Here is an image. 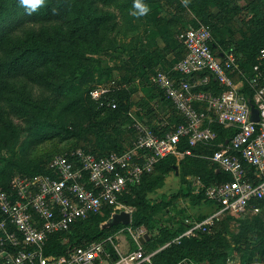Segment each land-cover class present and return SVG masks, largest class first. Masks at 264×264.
<instances>
[{
  "label": "rangeland",
  "instance_id": "rangeland-1",
  "mask_svg": "<svg viewBox=\"0 0 264 264\" xmlns=\"http://www.w3.org/2000/svg\"><path fill=\"white\" fill-rule=\"evenodd\" d=\"M250 1L139 0L149 8L140 15L136 0H42L35 10L21 0H0V184L77 147H127L136 120L172 126L175 108L160 99L157 70L177 61L192 27L210 23L224 37L250 39ZM31 44L42 52L14 63L20 47ZM234 78L248 87L241 72ZM97 86L109 88L116 110L90 98ZM207 156L178 155L176 168L169 163L153 168L112 208L130 212V223L107 225L110 215H104L77 228L81 240L74 246L100 243L99 264H155L154 255L179 243L170 241L164 226L176 228L217 209L194 183L197 173L216 169ZM255 206L243 216H220L203 243H184L179 251L196 264H264V199ZM144 208L155 219L151 232L145 223L131 224L142 220ZM138 250L141 256L131 257Z\"/></svg>",
  "mask_w": 264,
  "mask_h": 264
},
{
  "label": "built area",
  "instance_id": "built-area-1",
  "mask_svg": "<svg viewBox=\"0 0 264 264\" xmlns=\"http://www.w3.org/2000/svg\"><path fill=\"white\" fill-rule=\"evenodd\" d=\"M210 41L207 26L188 29L183 56L154 76L181 123L163 132L161 123L136 120L133 138L122 151L97 155L77 147L51 156L43 172L18 175L0 188V264H99L100 243L72 246L55 256L45 253L47 241L105 207L119 208V197L149 174L158 160L190 154V148L177 150L184 136L190 147L216 145L207 157L229 178L208 186L198 176L194 179L196 190L217 209L200 220L185 219L186 228L174 241L207 231L222 215L243 216L255 209V202L264 198V71L260 67L264 47L251 71L244 72L236 53L212 49ZM239 72L252 89L250 96L241 91L242 81L234 78ZM89 96L100 108L116 107L107 87H93ZM251 103L258 111L257 121L250 119ZM213 124L234 131L218 141ZM141 254L138 250L131 257ZM173 264L196 263L182 258Z\"/></svg>",
  "mask_w": 264,
  "mask_h": 264
},
{
  "label": "trees",
  "instance_id": "trees-1",
  "mask_svg": "<svg viewBox=\"0 0 264 264\" xmlns=\"http://www.w3.org/2000/svg\"><path fill=\"white\" fill-rule=\"evenodd\" d=\"M249 10L251 11V16L246 20V26H248L249 32L251 34L250 39H249V37H246V39L244 37V38L239 39V40H237V39L234 40L231 37H224L221 34H219L217 27L215 25L212 26L210 23L207 24L209 27L210 33H211L210 46L212 47V49H216L219 51L232 50L234 53H236L238 55L239 66L244 72H250L251 71L252 66L255 63H257V54H258L259 49L261 47H264V0L250 1L249 2ZM231 41L241 43V44L242 43H254V46L252 47L251 50H247V47H244L242 45H241V47H239V46L236 47L235 45H230L228 42H231ZM41 50H42V48H40L37 45H32V44L20 47L18 54L14 58L15 59L14 63L18 62V60L26 57L27 55H30V53L37 54L39 52H42ZM255 50H256V52H254ZM183 54H184V48L182 49L181 55L179 56L177 61L183 56ZM153 64H154V68L158 67V65L155 63V61ZM173 65H174V63L165 69H170ZM260 67L264 71V63H261ZM211 84L216 89H219L213 80H211ZM241 91L244 92L246 96H250L252 93V89H250L249 86L246 87V85H242ZM159 93H160L161 101H163L167 105L173 107L171 102L163 95V93L160 89H159ZM115 101H116V107L113 109L109 108L110 110H116L118 108V103H117L116 98H115ZM181 122H182L181 117L179 116L177 111L174 110V112H173V125L175 126ZM148 123H152V122H148ZM168 123H169V121L167 122V124H164L163 132H166L173 127V125L170 126V123L169 124ZM212 127L218 132V141H220V140L223 141V139L225 137H230L234 131L233 128H224L218 124H213ZM133 135H134V133H133V129H132L131 139L133 138ZM130 142H131V140L129 141V144H130ZM125 148L126 147L122 148V146L120 144L110 146V145H102L101 143H95L94 147L89 146L88 148H85V149H89L90 151H92L93 153H95L97 155H103V154H107L111 151L120 152ZM187 148H190L191 153L188 155H184V158H190V157H192L193 154H196L199 151H204L208 155L211 153V150L213 148H216V145H213V144L207 145V144L199 143L194 147H190L188 144V138L184 136L178 142L177 150L178 151H184ZM174 161H175L174 155H167L166 157L158 160V162L155 164L154 168L157 166L164 165L165 163H169V165L171 166L174 164ZM45 162H43L38 168H36L30 172H24L22 174H34V173H38V172H43ZM214 166L216 167L215 170L207 169L204 172L197 173V176L201 179L202 183L206 186L213 184V183H216V182H219V181L227 180L229 178V176L225 172H223L216 165H214ZM148 175L149 174L144 175L143 178L141 179V181L146 179V177ZM7 183L8 182L0 184V188H5L7 186ZM136 185L130 186L127 189V191H125L119 197L120 202H122L125 199L126 195H128L130 192L135 190ZM199 194L201 195V197L204 200L207 201V199L202 195V193L199 192ZM263 199L256 201L255 204H258ZM112 212L113 211H112L111 207H105L103 209L102 213H95V214L90 215L86 219L79 220V221L75 222L74 224L71 225L70 229L67 232H60V233H57V234L51 236L49 238V240L47 241L45 253L55 255V256L65 254L69 247H72V246H74L80 242L81 239L75 235V232L78 230L77 228L79 226H82V225L87 224V223L98 222L100 220V217H103L104 215L109 216V215H111ZM141 212H142L141 213L142 220L141 219H135L132 221L131 224H132V226H138L141 223H145L146 225H148L147 231L151 232V230H153V226H152L153 224L151 221H154L155 219L152 217L149 209L144 208V209H142ZM198 220H200V219H198ZM162 224L164 225V223H162ZM185 228H186V226H185L184 221H182L181 225H179V227H176V228H171V227L167 228L164 226L166 233L169 235L170 241L172 239H174L175 237H177L178 235H180L185 230ZM206 235H207L206 231L205 232H199L195 236H188V237L183 236L182 238H180L179 243L170 242L168 244V248L158 252L156 255L153 256V259L155 260L154 263L155 264H173L174 262H176L182 258H188L187 255L185 253H181L178 248L185 245L184 243H187L189 245L193 244V243L194 244L195 243H203L204 242L203 238ZM63 238H66V241L60 243L61 239H63ZM180 243H182V245H180V246L177 245ZM147 244H144L142 246L148 247L149 245H147ZM188 259H190V258H188Z\"/></svg>",
  "mask_w": 264,
  "mask_h": 264
},
{
  "label": "water",
  "instance_id": "water-1",
  "mask_svg": "<svg viewBox=\"0 0 264 264\" xmlns=\"http://www.w3.org/2000/svg\"><path fill=\"white\" fill-rule=\"evenodd\" d=\"M219 55H221V54H219ZM250 112H251L250 119L253 121H257L258 120V111L252 103L250 104ZM130 221H131L130 212L125 211V210H120V211L112 212L111 215L109 216L106 224L107 225H115V224H119V223L128 224V223H130ZM145 237H146V239L148 238V235L146 233H145ZM139 241L143 242V239L141 237H139Z\"/></svg>",
  "mask_w": 264,
  "mask_h": 264
},
{
  "label": "clouds",
  "instance_id": "clouds-1",
  "mask_svg": "<svg viewBox=\"0 0 264 264\" xmlns=\"http://www.w3.org/2000/svg\"><path fill=\"white\" fill-rule=\"evenodd\" d=\"M22 4L27 5L29 10H35V8L42 2V0H21ZM135 7L140 9L138 14L143 15L149 11L146 4H142L139 0H136Z\"/></svg>",
  "mask_w": 264,
  "mask_h": 264
}]
</instances>
